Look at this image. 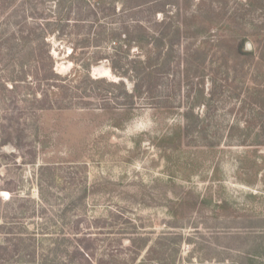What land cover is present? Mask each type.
<instances>
[{
	"label": "rangeland",
	"instance_id": "374dc122",
	"mask_svg": "<svg viewBox=\"0 0 264 264\" xmlns=\"http://www.w3.org/2000/svg\"><path fill=\"white\" fill-rule=\"evenodd\" d=\"M122 1L107 28L129 21ZM57 2L0 0V264H264V0H157L168 18L142 21L162 46L85 49L97 23L62 34ZM48 32L66 98L42 80Z\"/></svg>",
	"mask_w": 264,
	"mask_h": 264
},
{
	"label": "trees",
	"instance_id": "16d2710c",
	"mask_svg": "<svg viewBox=\"0 0 264 264\" xmlns=\"http://www.w3.org/2000/svg\"><path fill=\"white\" fill-rule=\"evenodd\" d=\"M118 1H122V0H58L56 4V9H58L57 15L56 13L54 14L55 15L54 22H48L49 23L48 25H51V23L58 24L57 25L58 28L63 32L61 33L64 34L65 28L68 27L72 22L75 24V28H78L79 30L82 28V25H89L90 28H93V25L97 23L98 26L97 29H95L96 32L94 33L92 31L93 29L90 30V34H88L87 39L84 40L85 44H88V46L83 47L84 49L86 47L89 48L90 45H95L91 47L101 48V46L104 45L106 42L109 43L115 40L125 42L126 44H128V46L138 45L141 48L149 44H153L157 46H162L164 44L163 43L164 34L162 30L161 32L157 30V27L161 25L158 22H155L156 23L155 30L158 31V34L154 32L152 35L147 30L145 24L142 21V20H149L148 16L147 17L142 16L144 12L148 13V11H150L149 13L150 19L156 20L157 13H163L166 16L165 18H168L167 17L168 15L164 10V8H161L160 6H156V4H153L157 0L152 1L151 2L152 5H150L151 3L143 2V0H123L122 8L120 9L119 12H122L123 14H129L128 17L129 21L122 24L120 23L122 27L120 29L107 28L105 24H102L103 18H110L118 14L117 13ZM100 14H102L101 18H100ZM65 20H66V24L63 25ZM118 30L120 31L119 33ZM61 33L58 32L60 36ZM180 34H181L180 28L178 27L174 30L172 37L170 39L168 38V42H167L168 48L166 50V53L164 54L163 60H161V54H155V57L150 56L147 62H143V63L139 61L135 62V65L142 66L144 64V67H142L141 70L137 68L135 69V73H134L135 85L133 92L131 94L126 93V99L128 100L129 103H131L129 107H132L137 99L142 98L145 95L144 92H146L147 89H149L152 92L153 87L150 84L152 83L158 72L166 73V71L170 69L174 59L173 57L175 53V45L180 40ZM49 35H50L49 32L46 34L43 33L44 39H42V41L47 49L46 58L50 61L51 67L49 68L48 74L42 80H47L49 83L48 85L51 86V89L55 90V88H58V90L60 91L61 88V91L64 94V98H66L65 93L62 89L63 87L62 80L64 79L61 78V76H59V74L56 73L53 67L54 58L50 51L51 44L47 40V37ZM157 35H159L158 38ZM92 37L93 38L95 37V39H93V41L95 42H92L90 40V38ZM122 37L124 38L123 40ZM165 37H168V33H165ZM75 51L76 49H74L71 52V55H74ZM98 59L100 58L96 57V60ZM84 66L89 70L90 62L85 63ZM116 67L117 66L115 64L113 69H115V73H119ZM144 68L146 69L145 75L143 74ZM81 75L83 74L79 70H76L73 80H75L77 77H80ZM119 75H121V77H127L128 73H124V74L119 73ZM84 79L86 80L85 82L96 85L105 83L103 79H92L89 73L84 75ZM145 84L147 87L146 90L143 89V85ZM109 85H114V84L109 83ZM123 86L124 85L122 83V87ZM47 101H48V97L47 95H45L41 100H38V102H43L39 106L42 108H47L48 106H50V105L47 106L45 104ZM5 144L6 143H3L1 144V146H4ZM137 240L141 243L139 245L140 250L145 248L148 244V240L145 239H137ZM81 254L84 255L83 253ZM87 256L91 257L92 255L88 254Z\"/></svg>",
	"mask_w": 264,
	"mask_h": 264
},
{
	"label": "bare ground",
	"instance_id": "6f19581e",
	"mask_svg": "<svg viewBox=\"0 0 264 264\" xmlns=\"http://www.w3.org/2000/svg\"><path fill=\"white\" fill-rule=\"evenodd\" d=\"M95 71H97L100 75L104 74V75H107L110 73V70L108 68H105V67H97L95 68Z\"/></svg>",
	"mask_w": 264,
	"mask_h": 264
}]
</instances>
